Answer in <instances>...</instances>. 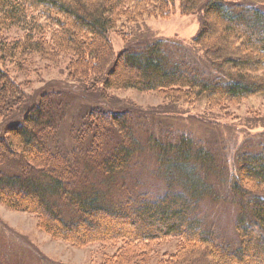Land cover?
Instances as JSON below:
<instances>
[{"label":"trees","instance_id":"trees-1","mask_svg":"<svg viewBox=\"0 0 264 264\" xmlns=\"http://www.w3.org/2000/svg\"><path fill=\"white\" fill-rule=\"evenodd\" d=\"M254 1L0 0V122L10 121L0 136V201L38 215L40 228L54 238L77 247L98 243L117 248L110 259L104 257L107 264H153L162 253L154 246L169 238L179 239L178 250L157 264H264V148L238 158L231 189L242 210L236 222L238 243L231 244L204 218L202 181L188 167L212 162L199 142L149 137L147 152L158 157L160 174L168 172L181 192L171 186L151 200L148 194L126 191L114 204L107 203L108 191L83 189L86 172L69 170L67 159L54 154L59 150L51 143L57 142L58 124L66 116L60 95L42 93L38 102L31 101L29 83L21 82L38 64L67 61L72 79L103 95L133 89L175 103L206 95L213 110L264 95V0ZM177 2L182 15L202 16L193 43L221 77L200 78L184 61L169 58L162 41L140 52H115L113 36L127 42L126 27L169 15ZM90 115L85 130L102 139L95 143L91 166L112 181L135 170L143 147L134 137L133 116L128 111ZM112 131L120 134V144L110 145ZM81 153L79 162L91 157L90 149ZM13 162L16 168L2 170Z\"/></svg>","mask_w":264,"mask_h":264},{"label":"rangeland","instance_id":"rangeland-1","mask_svg":"<svg viewBox=\"0 0 264 264\" xmlns=\"http://www.w3.org/2000/svg\"><path fill=\"white\" fill-rule=\"evenodd\" d=\"M254 2L260 3L259 0ZM203 24L201 15H182L177 2L169 15L145 19L126 27L123 32L127 35V42L123 43L113 36L115 52L118 54L124 49L140 52L150 44L162 41L163 46L166 44L164 53H168L169 58L184 61L202 79L214 80L221 77L217 66L193 43ZM21 82L29 83L27 92L31 101L38 102L42 93L60 95L66 107V116L58 124L57 142L51 143L52 148L54 146L59 150L54 154L67 159L69 170L74 168L86 172L88 182L82 183L83 189L94 188L95 193L108 191L104 196L107 203L114 204L126 191H131L135 196L148 194L144 196L158 200L175 185L168 172L160 174L158 157L147 152L149 137L158 140L166 135L178 139L188 137L199 142V148L209 154L212 162L202 167L190 163L188 167L202 181L206 194L202 201L205 221L225 241L238 243L236 222L242 208L231 184L238 177L239 156L256 154L264 148V95L238 99L233 105L214 110L208 108L206 95L190 103L182 102L184 99L175 103L160 96L162 94L141 93L133 89H115L103 95L72 79L67 61L38 64ZM95 111H128L133 116L134 137L143 147V153L134 165L135 170L113 181L101 175L100 170L89 163L93 161L95 143H98V139L102 141L100 135L91 137L85 130L87 119H91L90 114ZM4 122H0V136L4 135L2 131L10 121ZM109 141L110 145L120 144V134L110 132ZM85 148L91 150V157L79 162L78 155ZM111 149L109 147L107 151ZM9 168H16V163L2 166L3 171ZM175 177L181 178L182 174L175 172ZM172 189L175 193L181 192L180 188ZM39 222L38 215L13 210L0 201V264H107L104 257L110 259L117 252V248L102 247L98 243L77 247L43 231ZM178 244L179 239L169 238L164 244L154 246L161 248L162 253L152 260L153 264L170 257L171 252L178 250ZM256 247L260 248L259 243H256ZM254 250L253 247L250 252Z\"/></svg>","mask_w":264,"mask_h":264}]
</instances>
